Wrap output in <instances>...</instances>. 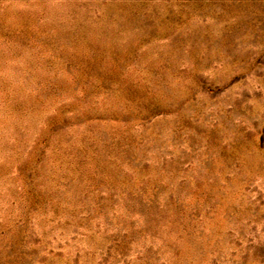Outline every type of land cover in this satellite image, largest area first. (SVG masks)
<instances>
[{"label": "rangeland", "instance_id": "rangeland-1", "mask_svg": "<svg viewBox=\"0 0 264 264\" xmlns=\"http://www.w3.org/2000/svg\"><path fill=\"white\" fill-rule=\"evenodd\" d=\"M0 264H264V0H0Z\"/></svg>", "mask_w": 264, "mask_h": 264}]
</instances>
